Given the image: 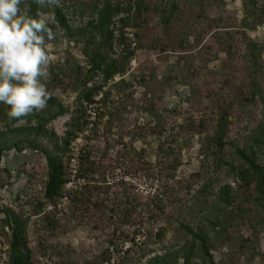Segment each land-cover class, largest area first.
<instances>
[{
    "label": "rangeland",
    "instance_id": "374dc122",
    "mask_svg": "<svg viewBox=\"0 0 264 264\" xmlns=\"http://www.w3.org/2000/svg\"><path fill=\"white\" fill-rule=\"evenodd\" d=\"M65 1L64 7L72 2L91 0ZM174 1L178 3V10L170 24L173 39L164 43L167 50L163 53L152 48L135 50L129 70L123 77L125 83L118 90H112L106 108L96 104L87 107L89 120L95 125H88L86 132L70 145L71 157L76 158L79 149L84 147L92 151L95 160L103 159L107 166L115 167L105 178L100 174L90 178L88 185L96 188H92L87 199L71 200L87 183L78 179L71 182L72 186L65 185V196L60 201L40 207L38 204L44 201L42 189L46 175L43 155L25 149L22 152L6 151L1 156L0 204L29 217L27 233L34 264H144L150 257L174 251L185 243L189 235L181 225L194 230L200 225L205 230L211 238L209 254L214 264H264V224L261 222L264 204L254 202L253 195L244 194L235 205L228 207L232 209V217L225 225V232L213 229L208 221L204 222L205 217L212 220L219 217L221 187L228 184L237 189L240 183L229 165L221 164L219 171L215 172L212 164L204 161L198 135H195L189 147L181 142V162L174 170L169 159L156 154L159 144L156 136L143 137L145 129L155 124L148 111L181 112L187 118L208 119L210 125V113L215 104L209 98L211 94L207 95L220 94L230 100L241 89L245 47L237 43L231 49L230 59L222 52V44L227 42L221 35L224 29L217 27L239 24L243 15L242 1ZM144 2L148 7L145 17L153 28L158 18L153 7L167 0ZM64 10L73 25L89 18V15L80 18L71 7ZM54 32L55 38L46 41L49 55L46 86L68 112L52 120L47 128L61 137L76 107L75 99L80 90L75 87V81L73 85L68 82L63 72L68 70L67 63H71L73 69L80 67V72L76 70L75 73L83 78L88 65L81 53L80 42L63 36L60 29ZM246 32L255 41H264V24ZM115 49L120 52L119 46ZM51 67L61 73L62 84L52 80ZM98 78L95 76L94 79ZM257 81L260 97L252 103L234 99L236 102L230 111L229 144L225 149L226 159L233 165H240L235 154V148L239 147L256 154L264 166V55ZM96 107L98 111H114L112 120L107 116L98 119ZM92 111H96L95 116ZM164 116L168 127L182 121L177 115L165 113ZM17 124L24 125V121ZM3 127L0 122V129ZM43 141L51 145L48 140ZM124 149L127 150L124 152ZM127 156L138 159L144 169L129 170L122 163L130 162ZM73 163L71 159L69 166L72 167ZM21 171L23 173L17 175ZM104 184L109 186L107 190L102 188ZM203 185L207 187L204 190ZM137 196L142 199L152 196L167 198L168 202H175L161 219L150 217L137 206L128 219H123V210L126 206L132 207ZM112 204L115 205L113 210L109 206ZM237 207L242 211L239 212ZM45 214L56 223L54 229L48 228ZM160 227L164 228V236L156 239L154 235ZM133 231L141 232L136 238L138 241L134 242L136 245L127 240ZM7 248V238L0 225V264H7Z\"/></svg>",
    "mask_w": 264,
    "mask_h": 264
},
{
    "label": "trees",
    "instance_id": "16d2710c",
    "mask_svg": "<svg viewBox=\"0 0 264 264\" xmlns=\"http://www.w3.org/2000/svg\"><path fill=\"white\" fill-rule=\"evenodd\" d=\"M241 1L243 3V15L239 24L236 26L229 25L226 28L219 25L217 27V29H224L221 35L227 39V42L222 44V52L226 53L230 59L231 49L237 43L245 47V52L242 55L244 65L242 66L243 77L239 83L240 91L237 90V93L235 92L230 100H226L220 94L209 93L207 95L211 94L209 98L215 104L212 107L213 112L210 113L212 117L210 125L207 122L208 119L207 121L203 118L196 120L191 119V116L187 118L181 112L148 111L154 118L155 124L148 126L143 135V137L156 136L159 140L156 154L158 156L163 154L164 158L169 159L171 161L170 166L174 170L181 162V142H184L185 147H189L195 135H198L200 153L203 155L204 161L208 160L215 172L219 171L221 164L229 165L240 183L237 185V189L228 184L221 187L219 217L212 220L204 216V222L208 221V223H212L213 229H220L224 232L227 221L232 217V209L228 207L231 204H236L242 195H253L254 202L258 205L264 204V166L256 154L244 148L236 147L235 154L240 159V165H233L226 159L225 148L229 144L227 136L231 122L230 111L235 105V100L252 103L261 95L257 77L262 71L264 41H255L246 31L255 30L259 25L264 24V0ZM65 4V0H56L55 3L44 7H41L37 0H23L21 4V9L27 11L32 17H36L38 13L48 15L51 19L49 27L54 35L55 29H60L63 36L82 44L81 53L88 65L84 77L80 78L79 73H75L76 70L80 72V67L73 69L71 63H67L68 70L63 72L67 76L68 82L73 85L75 81V87L80 89L75 99L76 107L71 114L64 135L60 137L55 131L47 128L52 120L68 112L67 108L52 94L46 108L41 111H34L32 114L19 119H10L7 115L9 107L0 104V122L4 125L0 129V159L6 151L22 152L25 149L40 153L45 158L46 175L42 189L44 201L38 204L40 207L45 203L54 205L60 201L65 196L66 183L68 181L76 182L78 179H84L87 183L79 191H76L71 200L83 201L84 198L87 199L92 188H96L88 185L90 178L95 174H100L105 178L107 173L115 169L114 166H107L103 159L95 160L92 151L84 147L80 148L76 167H70L69 162L73 158L69 154L70 145L77 137L86 132L88 125L95 123L90 122L87 107L96 104L106 108V101L110 98L112 90L115 88L118 90V87L125 83L123 77L129 70L130 59L135 50L152 48L159 53L167 50L164 43L173 39L170 24L174 21V15L178 10V3L174 0L155 4L153 10L158 18L152 28L145 17V11L148 7L144 0H91L72 2L69 6L64 7ZM68 7H71L80 18L86 15H89V18L79 25L71 24L68 14L64 10ZM116 23L118 26L115 25ZM155 31L158 32L154 35ZM176 38L177 35L174 33V39ZM182 40L187 43L185 39L182 38ZM116 46L120 47V52L116 51ZM133 46L135 47L133 48ZM179 70L177 65V71ZM50 72L53 74L52 80L55 83H63L61 73L55 72L52 67ZM95 76L100 78L95 80ZM178 77L182 80L180 76ZM167 80L170 81L168 78ZM242 89L244 90L242 91ZM96 97L99 98L96 99ZM96 110L98 119L107 116L112 120L114 117V111H98V107ZM95 112L92 111L94 116L96 115ZM165 113L180 116L182 121L168 127ZM121 114L120 111V117ZM21 120L24 121V125L17 124ZM163 137L164 139H162ZM43 139L48 140L51 145L44 143ZM256 142L259 143V141ZM126 150L124 149V152ZM128 160L129 163L124 161L122 163L129 170L131 168L135 170L144 169L135 157L129 159L127 156ZM6 171L8 172L7 169ZM21 173L23 172H17V175ZM104 185L102 188L107 190L109 186ZM98 186L101 187V185ZM206 188L203 185V190ZM166 199H155L154 196L146 199H142L140 196L134 197L135 203L132 204V207L126 206L124 210L122 209L123 219H128L131 213L135 211L136 206L140 210L148 212L150 217L161 219L167 208L173 206L175 202L173 200L168 202ZM114 201L111 203L114 204ZM113 204L109 205L112 210L115 206ZM128 208L129 210H127ZM237 208L239 212L242 211L241 207ZM229 209L230 211H228ZM1 215L3 217H0V225L8 243L7 264H34L27 233L29 217L16 212L11 207L0 204ZM44 220L48 228H55L56 223L48 214H45ZM261 222L264 224V218L261 219ZM181 227L189 235L185 243L174 251L150 257L144 264H214L209 254L211 238L205 230L200 225L195 230L186 225H181ZM141 232L133 231L130 238L127 237L128 242H132L131 244L134 245ZM154 236L156 239H161L164 236V228L160 227Z\"/></svg>",
    "mask_w": 264,
    "mask_h": 264
},
{
    "label": "clouds",
    "instance_id": "9594fccd",
    "mask_svg": "<svg viewBox=\"0 0 264 264\" xmlns=\"http://www.w3.org/2000/svg\"><path fill=\"white\" fill-rule=\"evenodd\" d=\"M41 7L56 0H37ZM23 0H0V104L10 119H19L47 107L49 55L46 41L55 35L50 18L32 17L21 9Z\"/></svg>",
    "mask_w": 264,
    "mask_h": 264
},
{
    "label": "built area",
    "instance_id": "2783aa9c",
    "mask_svg": "<svg viewBox=\"0 0 264 264\" xmlns=\"http://www.w3.org/2000/svg\"><path fill=\"white\" fill-rule=\"evenodd\" d=\"M80 150V149H79ZM78 154H79V151H78ZM78 156V155H77ZM77 158V157H76ZM76 158L75 157H73L72 159H73V165H72V168H75L76 167V165H77V160H76ZM71 182L72 181H68L67 183H66V185H70V186H72V184H71ZM75 188H76V186H75Z\"/></svg>",
    "mask_w": 264,
    "mask_h": 264
}]
</instances>
